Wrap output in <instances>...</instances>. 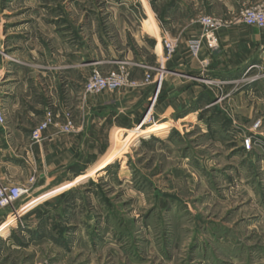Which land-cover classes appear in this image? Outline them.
<instances>
[{"label": "rangeland", "instance_id": "1", "mask_svg": "<svg viewBox=\"0 0 264 264\" xmlns=\"http://www.w3.org/2000/svg\"><path fill=\"white\" fill-rule=\"evenodd\" d=\"M71 2L0 0V87L21 69L33 78L52 72L62 78L72 66L84 68L87 63L79 60L58 64L55 49H49L55 58L46 55L44 62L31 53L28 60L16 55L34 51L29 41L40 45L41 36L50 45L51 33L41 35L36 29L48 24L58 25L62 55V50L78 58L98 48L114 52L107 63L111 68L103 74L116 72L120 63L144 66L151 80L156 69L165 73L158 87L150 83L97 95L110 107L93 112L88 123L84 107L58 113L48 109L41 120L25 123L28 143L21 160L27 178L13 185L3 183L1 177L7 176L0 174V185L30 190L19 200L25 201L19 217L11 212L19 201L0 207V264H264V28L238 23V14L232 20L241 25L240 32L233 40L231 19H221L220 57L205 62L188 55L181 61L175 55L183 26L171 32L165 3L75 0L71 7ZM146 7L158 25L157 41L177 40L166 63L163 47L154 51L156 42L149 38ZM107 9L127 22L125 46L108 48L101 42L105 34L116 33L109 25L101 35L99 29L89 31L97 46L73 41L70 24L94 18L97 10L103 20ZM124 67L132 80L143 81L144 69ZM77 86L83 91L84 83ZM88 98L81 94L82 101ZM91 98L95 102L99 97ZM48 113L51 122L41 140L32 142L33 130L48 121ZM67 119L73 123L70 133L60 130ZM7 124L0 104V130ZM52 126L74 150L64 161L69 166L45 175L42 184L38 174L43 164L36 162L41 154L34 147ZM7 159L0 153V164ZM46 161V166L56 163Z\"/></svg>", "mask_w": 264, "mask_h": 264}, {"label": "crops", "instance_id": "2", "mask_svg": "<svg viewBox=\"0 0 264 264\" xmlns=\"http://www.w3.org/2000/svg\"><path fill=\"white\" fill-rule=\"evenodd\" d=\"M72 1L73 2H71V4L69 5L71 7L75 4V0ZM159 2L165 3L166 8L164 10V20L166 23H168L167 25L169 26L171 32L175 34V32L178 31L177 28L183 26V33L180 37V45L177 54L175 55L176 59L179 58L182 61L184 58L187 59V57L191 56L188 51V41L190 39L196 38L199 35V29L198 26L194 23V17L196 18L198 16L208 15L220 20H226L227 17L230 18L231 39L236 40L237 35H239L238 32H240L238 27L241 25L233 22L232 19L234 18V16H237L242 10L246 9L247 7L253 8L262 5L264 3V0H157V2H155V5H157ZM168 2H170L169 5H167ZM65 10L69 11V7L65 8ZM98 12L99 10H97L96 16H94V18L92 19L84 20V18H81L80 22L77 25L70 24V26H68V34L72 35L73 41L81 44L85 43L84 41H88L89 44H95L96 39L94 40V37L92 39L89 31L91 30L95 32L99 29V35H101V31H103L105 28L104 26L108 27L109 25L111 27L114 26L113 30L116 33L107 35L105 34L104 36L102 35L104 38L102 37L101 42L104 41V44L108 46V48L118 43L119 45H121V43L122 45H124L122 32L124 31V29H127V22L124 21V18H122L123 16H119L120 18H117L115 17L117 16L116 10L107 9V12H105L104 14L106 15V18L100 20V18H98ZM144 14L146 16L148 29L152 33L149 38L153 39V41L156 42L154 51L162 52V44L157 41L158 25L156 24V21L153 20L151 12L147 7L144 10ZM111 17H113L116 21H113ZM82 21H85L84 26H81ZM56 26L55 24H48L47 26L39 25L36 28L41 35H43L45 31L46 34L51 33L50 45H46V47L45 43L43 42V36H41L39 39L40 45H37L36 43L34 46L32 40L29 41V43L31 44V48H34V51H26L24 49L25 51H18L16 55L19 54L21 58H27L28 60L29 56L27 54L31 53V56H36V58H38L41 62H44L46 55H48L47 60H49V58H55L49 52V49H55L56 53L58 52L57 63L60 65L67 63L66 60L70 59L75 60L74 64L78 60L80 61L79 63L85 62L87 64L83 69L79 64L77 66H72V70L64 71L61 73L62 78H60L59 74H57L56 72H52L51 74L35 73V76L33 78V73L21 69L20 71L15 72L16 78L13 79L12 76H10L6 80L4 79V86L0 87V104L5 109L6 120L8 124L6 127L0 130V153H2V155L4 156L7 155V160L10 161H6L4 164L2 163L4 166L0 164V166L3 167H0V174L7 176L1 177V181L3 183L15 185L16 183L18 184L23 181V179L25 180V178H27V174L25 173L26 167L22 166L21 160L25 151L27 150L26 148L28 143V137H26L25 131L22 129L25 123H27L28 121L31 123L41 120L44 116V112L48 109H52L55 113H58L63 110H82L83 107L88 109L89 112L86 119V123H88V121H90L92 117L93 112L101 114L103 111H106L108 107H110V104L106 102L105 99L101 96H92L94 98L99 97L95 102H93L91 96L90 98H88V101H82L81 87L79 89V86H77V84L85 83L91 72L95 69H100L101 72L106 71L107 68L110 69L111 67L107 65V63L108 61H110L109 59L115 57L114 52H110L109 49L101 50L98 48L90 51L89 55L78 58V56L72 55L70 53L68 54L67 51L62 50L66 53V55H62L59 52L60 49H58V47H60L59 43H62V41H60L61 39H58V36L55 33L58 28H56ZM76 26L81 32H76ZM21 29H23L22 26ZM219 31L217 32V37L218 43H221L223 32L220 33ZM134 42L136 43V45H139L136 40ZM95 46L97 45L95 44ZM97 52L98 55H96ZM121 53H123V51H119L118 55H120ZM220 54L221 52L219 47L214 51H210L203 46L197 57V60L202 59L205 60V62H209L212 61L215 57L219 58ZM83 57L86 59H84ZM85 60H87V62ZM32 79H34V81H32ZM144 89L145 88H143L142 90ZM148 92L149 88H146V90L143 91V93L145 94ZM83 114L86 115V113L84 112ZM55 128V126L49 127L44 133L45 140L39 146L34 147L35 152L41 154L40 156L37 155L38 159L41 160V162H39V160H36V162L37 164H43V169L41 170L37 166V168L40 170H38V182H41L42 184L44 183V181L47 182L48 178L45 175H56L65 167V165L69 166V163L64 161L69 160L70 151L74 150L72 144L66 142L67 140H69V138L58 135ZM83 140V135H81L79 142L81 143L83 142ZM2 157L3 156H1V158ZM13 160L18 161L17 163L19 165L17 167L14 166L15 162ZM45 160H47V163L50 161L56 163L52 164L50 162L47 167L44 162ZM6 180L7 182H5ZM24 202V200H21L17 202L13 208H11V212L15 213L16 217H19V214L23 211L19 210L22 208ZM28 206L26 208H28ZM6 211L9 212L10 210L6 209ZM5 214L8 215V213Z\"/></svg>", "mask_w": 264, "mask_h": 264}, {"label": "built area", "instance_id": "3", "mask_svg": "<svg viewBox=\"0 0 264 264\" xmlns=\"http://www.w3.org/2000/svg\"><path fill=\"white\" fill-rule=\"evenodd\" d=\"M238 23L247 27L264 28V3L260 6L253 8H247L239 13ZM199 29V35L196 38L188 41V51L193 58H197L201 49L206 47L210 51H214L218 48L217 32L224 25V22L218 18L202 15L198 16L194 22ZM162 47L164 50L163 62H167L177 49V40L175 38L165 37L162 40ZM125 65L129 68L141 67L144 69V79L142 82L134 81L131 79L130 73L125 69ZM157 74L151 80V76L148 73V69L142 65H133L131 63H120L116 72H108L106 74L95 69L91 72L90 76L84 83L82 95L85 96H97L104 92H114L122 88H139L147 84H159L162 80V76L165 73L163 68L156 69ZM158 87V85L156 86ZM48 121L39 124L31 134L32 142L36 143L41 140V132L46 129L50 121V113L47 114ZM64 133H70L73 130V123L70 119H67L65 124L60 129ZM248 146V143H246ZM30 187H2L0 185V207H8L15 202L19 201L23 196L27 195Z\"/></svg>", "mask_w": 264, "mask_h": 264}, {"label": "bare ground", "instance_id": "4", "mask_svg": "<svg viewBox=\"0 0 264 264\" xmlns=\"http://www.w3.org/2000/svg\"><path fill=\"white\" fill-rule=\"evenodd\" d=\"M145 23H146V22H145ZM146 26H147V24H146ZM12 206H13V205H10L9 208L12 207Z\"/></svg>", "mask_w": 264, "mask_h": 264}]
</instances>
